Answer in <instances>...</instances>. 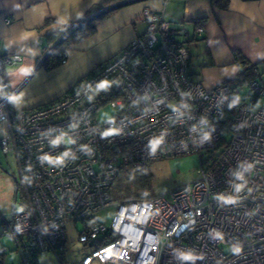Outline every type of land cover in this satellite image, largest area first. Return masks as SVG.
<instances>
[{
  "label": "built area",
  "instance_id": "2783aa9c",
  "mask_svg": "<svg viewBox=\"0 0 264 264\" xmlns=\"http://www.w3.org/2000/svg\"><path fill=\"white\" fill-rule=\"evenodd\" d=\"M142 17L144 34L59 98L26 111L13 109L3 78L23 57L0 51V147L19 171L1 235L22 264L46 252L66 264L68 222L81 244L69 264H264V107L254 101L264 83L252 80L243 99L241 87L205 88L164 11L145 8ZM193 25L201 36L203 24ZM106 106L115 113L97 121ZM189 154L200 158L191 182L167 195L113 197L128 167ZM114 205L103 222L101 212Z\"/></svg>",
  "mask_w": 264,
  "mask_h": 264
},
{
  "label": "crops",
  "instance_id": "0c3cea01",
  "mask_svg": "<svg viewBox=\"0 0 264 264\" xmlns=\"http://www.w3.org/2000/svg\"><path fill=\"white\" fill-rule=\"evenodd\" d=\"M103 1L0 0V51L23 57L17 66L3 70L6 89L13 91L10 102L15 111H26L59 98L97 66L116 56L131 40L144 34L146 21L142 13L145 8L164 11L175 37L189 45L192 78L207 89L227 83L238 73L234 50L251 63L264 61V0H227L226 8L213 6L211 0H140L106 12L95 22V30L87 38L62 46L65 62L59 68L45 70L39 65L50 38L74 22L81 24L87 14L96 18L102 13L96 9ZM118 1L121 0L110 1L109 6ZM195 20L204 28L198 37L193 32ZM198 48L207 53L201 66L227 65V68L199 70L194 65L193 55ZM259 70L258 79L264 83L261 80L264 65L259 66ZM2 124L0 138L6 133V125ZM13 247L7 252L16 251L18 264H22L21 253ZM6 253L3 264H6ZM65 260L66 264L75 261L67 257V252ZM10 264L15 263L12 260ZM37 264L62 263L55 254L46 252L37 257Z\"/></svg>",
  "mask_w": 264,
  "mask_h": 264
},
{
  "label": "rangeland",
  "instance_id": "374dc122",
  "mask_svg": "<svg viewBox=\"0 0 264 264\" xmlns=\"http://www.w3.org/2000/svg\"><path fill=\"white\" fill-rule=\"evenodd\" d=\"M194 65L199 70H214L225 69L227 65L216 66L207 65L201 66L203 58L207 56V53L201 52V48L193 51ZM234 65H236L234 63ZM61 66V64L59 65ZM59 66L56 67L59 68ZM261 80L264 81V74L261 75ZM241 92L238 94L239 98H244L248 93L247 85L241 87ZM256 104L264 107V95L257 98ZM115 111L109 106H106L102 110H99L97 115V121H104L111 117ZM3 134V124L0 122V136ZM201 158L204 159V153H201ZM200 158L197 154H189L182 156L169 157L163 160H156L150 162L146 169L140 168L133 169L128 167L123 172L133 173L131 178L125 183V186L132 190L134 193H140L142 188L141 178L150 177L148 180V186L150 188V194L152 195H167L173 189L179 186L185 185L191 182L196 175V170L199 167ZM19 178L18 164L13 155L4 154L0 147V213L4 219H10L15 196L16 183ZM118 181H116L115 185ZM118 200L117 198H115ZM115 205L107 208L101 212L100 216L103 222L109 223L111 216L115 211ZM67 257H71L72 260H78L80 258L81 244L77 241V231L72 222H68L67 225ZM76 227L81 228V223H77ZM1 243L5 244L8 249L11 250L13 246L12 240L8 236L1 237ZM10 247V248H9ZM7 252V251H6ZM15 264L19 263V254L16 251H8L5 255L6 264H10L11 261Z\"/></svg>",
  "mask_w": 264,
  "mask_h": 264
},
{
  "label": "trees",
  "instance_id": "16d2710c",
  "mask_svg": "<svg viewBox=\"0 0 264 264\" xmlns=\"http://www.w3.org/2000/svg\"><path fill=\"white\" fill-rule=\"evenodd\" d=\"M110 1H112V0H104L101 3L102 6L97 8L96 11L97 10L99 11V10L109 6ZM211 4L213 6H217L220 8H226L227 7V0H211ZM105 14H106V12H103V13L99 14L96 18H89V19L83 21L81 24H78V25H77V23L74 22V23L70 24L69 26L57 31L55 33V35L50 38V44H49L48 49L64 33H66L67 31H69V32L63 38V41L61 42V44L44 58V60L41 63V66L45 70H52V69L56 68L57 66H59L60 64H62V60L65 59V51L61 50V47L65 46V45L67 46L73 42L82 41L83 39L87 38L90 34H92L94 32L95 22L99 19H102L105 16ZM87 16H88V14H87ZM48 49H47V51H48ZM233 59H234V62L239 67V70H238V73L233 78L226 81L227 83H229L230 85H233L235 87H243L244 85L249 84L252 80L258 79V77H260L259 66L264 65V61L251 63V62L247 61L246 59H244L243 56L241 55V53L237 50H234ZM257 98H258V96L255 97L254 101H256ZM148 164H146L142 168L146 169ZM132 174L133 173L127 172V171L121 173V175L117 179V181H118L117 184L114 185V187H113V190H112L113 197L117 198L118 200H124L125 201V200H132V199H144V198H149V197L153 196L152 194H150V188L148 186V180L150 178L148 175L146 177L141 178L142 190L140 193H134L132 190H129L125 186V183L131 178ZM2 223H3V219L0 220V237L2 236L1 235ZM0 245H4V244H2L0 241ZM13 248L16 249L15 246ZM14 249H12V250H14ZM4 254L5 253H3V254L0 253V264H3Z\"/></svg>",
  "mask_w": 264,
  "mask_h": 264
},
{
  "label": "water",
  "instance_id": "95a60500",
  "mask_svg": "<svg viewBox=\"0 0 264 264\" xmlns=\"http://www.w3.org/2000/svg\"><path fill=\"white\" fill-rule=\"evenodd\" d=\"M135 1H140V0H121V1H118L117 3L115 4H112L110 6H107L103 9H101L100 11L103 13V12H108L110 10H113V9H117L119 7H122L126 4H129V3H133ZM63 41V37L62 38H59L57 39L53 45L48 49V51L44 54V57L42 58V60L39 62V65L42 63V61L44 60V58L50 53L52 52L54 49H56L60 44L61 42Z\"/></svg>",
  "mask_w": 264,
  "mask_h": 264
},
{
  "label": "flooded vegetation",
  "instance_id": "af4514ba",
  "mask_svg": "<svg viewBox=\"0 0 264 264\" xmlns=\"http://www.w3.org/2000/svg\"><path fill=\"white\" fill-rule=\"evenodd\" d=\"M16 185H17V183H16ZM16 188H17V186H16ZM16 188H15V192H16V190H17Z\"/></svg>",
  "mask_w": 264,
  "mask_h": 264
},
{
  "label": "snow or ice",
  "instance_id": "6c2138e0",
  "mask_svg": "<svg viewBox=\"0 0 264 264\" xmlns=\"http://www.w3.org/2000/svg\"><path fill=\"white\" fill-rule=\"evenodd\" d=\"M105 85H101V87H104ZM157 143H158V141H157Z\"/></svg>",
  "mask_w": 264,
  "mask_h": 264
}]
</instances>
